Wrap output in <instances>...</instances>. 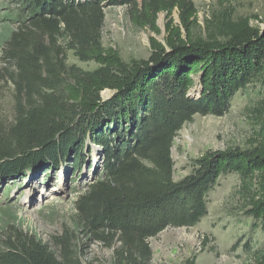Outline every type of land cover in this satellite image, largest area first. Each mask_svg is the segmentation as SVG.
<instances>
[{
  "label": "trees",
  "instance_id": "1",
  "mask_svg": "<svg viewBox=\"0 0 264 264\" xmlns=\"http://www.w3.org/2000/svg\"><path fill=\"white\" fill-rule=\"evenodd\" d=\"M11 4L0 14L7 28L2 58L14 70L13 119L6 127L0 121V180L69 160L77 172L94 146L103 164L76 200L72 231L48 245L14 228L0 245V264H95L82 260V239L111 249L108 264H152L149 239L198 223L207 193L229 173L240 178L241 212L264 229V98L247 147L206 150L179 180L171 156L173 139L195 114L221 116L236 92L253 82L264 86V28L234 17L230 0H217L223 8L203 26L192 0ZM107 6H125L134 26L156 34L157 16L165 13L163 42L150 37L148 58L122 59L101 42ZM67 51L96 67L67 63ZM106 89L113 93L104 99ZM256 254L264 264V245ZM184 264H196V255Z\"/></svg>",
  "mask_w": 264,
  "mask_h": 264
},
{
  "label": "rangeland",
  "instance_id": "2",
  "mask_svg": "<svg viewBox=\"0 0 264 264\" xmlns=\"http://www.w3.org/2000/svg\"><path fill=\"white\" fill-rule=\"evenodd\" d=\"M197 8V22L204 20L223 6L217 0H192ZM234 17L249 18L251 25L264 28V0H230ZM11 0H0V14L12 11ZM101 42L115 49L122 59L148 58L150 37L163 42L165 13L157 16L160 33L134 26L126 15L125 6H107ZM173 24L179 23L177 11L171 14ZM261 21V22H260ZM199 32V27H196ZM6 25L0 20V121L6 127L13 119L14 88L10 75L14 73L3 58ZM67 63L82 69L96 67L93 61H80L67 51ZM195 89V88H194ZM194 91V90H192ZM107 94V93H106ZM264 98V86L249 84L233 96L229 109L221 116L195 114L173 139L171 156L173 179L189 174L193 160L206 150L228 147L245 148L259 129V100ZM86 162L79 171L70 168L72 161L58 168L28 172L14 180H0V245L13 229L35 235L48 245L65 230H73L75 203L88 184L101 173L102 151L96 146L86 153ZM240 178L235 173L221 175L206 195L207 213L192 227H168L149 239L152 264H184L196 255V264H257L255 256L264 245V229L260 222L241 212L238 197ZM10 186L9 189H6ZM81 258L95 264H108L111 249L98 242L81 240Z\"/></svg>",
  "mask_w": 264,
  "mask_h": 264
},
{
  "label": "water",
  "instance_id": "3",
  "mask_svg": "<svg viewBox=\"0 0 264 264\" xmlns=\"http://www.w3.org/2000/svg\"><path fill=\"white\" fill-rule=\"evenodd\" d=\"M112 93H113V91L106 89V90L102 91L101 95L105 99V98L109 97Z\"/></svg>",
  "mask_w": 264,
  "mask_h": 264
}]
</instances>
